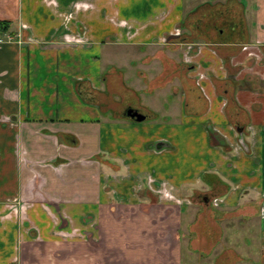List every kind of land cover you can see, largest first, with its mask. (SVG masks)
I'll return each mask as SVG.
<instances>
[{"label": "crops", "instance_id": "0c3cea01", "mask_svg": "<svg viewBox=\"0 0 264 264\" xmlns=\"http://www.w3.org/2000/svg\"><path fill=\"white\" fill-rule=\"evenodd\" d=\"M83 1L0 0V264H264V0Z\"/></svg>", "mask_w": 264, "mask_h": 264}, {"label": "rangeland", "instance_id": "374dc122", "mask_svg": "<svg viewBox=\"0 0 264 264\" xmlns=\"http://www.w3.org/2000/svg\"><path fill=\"white\" fill-rule=\"evenodd\" d=\"M90 1V2H89ZM190 1H193V0H184L183 2H184V7H183V10H184V12H185V14H187L189 11V8H188V6L190 5L189 3H190ZM85 2V3H84ZM83 3H84V8H85V11L87 12V11H89V10H92V5H91V0H84L83 1ZM103 12H105V10L103 11ZM181 29H183V27L181 28ZM181 31V34L182 33H186L185 31H183V30H180ZM2 36V35H1ZM116 48V47H115ZM115 52V53H114ZM123 52V50L121 51V53ZM113 55H111L110 56V58L109 57H107V56H105L104 54H105V52H104V54L102 53L101 54V57H100V61H101V65H102V68H103V70H102V73H101V80H102V78H103V81H102V83L104 82V80H105V78L106 77H108V75H109V73H108V66L111 64L112 66H120L121 68H123V69H129V68H127L128 66H125V68L124 67H122L121 65H131V63H130V60H129V58L128 57H124V55L122 56L121 54H120V50H118V49H114V51H113ZM107 58H109V61H110V63L109 64H106V60H107ZM138 63V62H137ZM136 62H134V64H137ZM139 64H141V63H138V65ZM133 73V72H132ZM125 75H126V73H125ZM101 82V81H100ZM101 83V84H102ZM124 84H127V85H130L131 84V81L129 80V79H124ZM104 95V100H105V102H106V104H105V107H107V108H112L113 106H112V104H111V101L112 102H114V103H121L122 101V98H124V95L123 94H120L119 93V91H117V90H114V91H112V92H109L108 90H107V92L105 93V94H103ZM125 96H127L128 98H130L131 96L129 95V94H126ZM108 98V99H107ZM141 98V97H140ZM110 99V100H109ZM126 100V99H125ZM109 106V107H108ZM109 113H111V111L109 112ZM252 223L253 222H249V225H252ZM241 232L242 231H238L237 232V234L240 236V234H241ZM214 251H216V250H214ZM189 252H191V250L189 249V248H187V246H186V248H183V252H182V264H189V261L190 260H193V263H195V264H214L213 262H214V254H216V252L215 253H211V255H209V257L208 256H206V255H203V254H200V253H198V254H194L193 256H191L190 254H189ZM204 259H206V261L204 260ZM201 260V261H200ZM201 262V263H200Z\"/></svg>", "mask_w": 264, "mask_h": 264}, {"label": "water", "instance_id": "95a60500", "mask_svg": "<svg viewBox=\"0 0 264 264\" xmlns=\"http://www.w3.org/2000/svg\"><path fill=\"white\" fill-rule=\"evenodd\" d=\"M125 115L129 119H132L136 122H142L145 119V117L143 115H141L139 112H137L136 110H133V109H128L125 112ZM157 146H161V144H158Z\"/></svg>", "mask_w": 264, "mask_h": 264}, {"label": "flooded vegetation", "instance_id": "af4514ba", "mask_svg": "<svg viewBox=\"0 0 264 264\" xmlns=\"http://www.w3.org/2000/svg\"><path fill=\"white\" fill-rule=\"evenodd\" d=\"M22 30H24V29H22ZM22 30H21V31H22ZM5 33H6V32H5ZM5 33H3V35H4ZM9 34H10V33H9ZM21 35H22V32H21L20 36H21ZM176 36H177V35H176ZM128 109H131V108H127V109L125 110V112H126ZM133 110H136V111L139 112L141 115H143L142 112H140L139 110H137V109H133ZM143 116L145 117V115H143ZM144 120H145V119H144ZM144 120H143V121H144ZM162 190H163L164 192H166V190H165L164 187H163V189H161V191H155V192L153 191V192H152V190H151V192H152L153 194H155V195L158 197V195H164V194H163L164 192L161 193ZM148 191H150V190L148 189ZM160 193H161V194H160ZM167 193H168V192H167ZM168 194L170 195V193H168ZM170 196H172V195H170ZM198 197H199V196H198ZM199 200H201V201H205V203L214 202V201H213L214 199H213V200H208L206 197H202V196L199 198ZM217 205H218V204H217ZM217 205H215V206H217Z\"/></svg>", "mask_w": 264, "mask_h": 264}, {"label": "trees", "instance_id": "16d2710c", "mask_svg": "<svg viewBox=\"0 0 264 264\" xmlns=\"http://www.w3.org/2000/svg\"><path fill=\"white\" fill-rule=\"evenodd\" d=\"M10 22L9 21H0V32L5 33L8 31Z\"/></svg>", "mask_w": 264, "mask_h": 264}, {"label": "built area", "instance_id": "2783aa9c", "mask_svg": "<svg viewBox=\"0 0 264 264\" xmlns=\"http://www.w3.org/2000/svg\"><path fill=\"white\" fill-rule=\"evenodd\" d=\"M5 41L6 42H11L14 40L13 36L10 34V35H6L5 37ZM0 42H3L1 39H0ZM22 42V39H21V36H18V43H21ZM214 204L217 205V201L215 200L214 201Z\"/></svg>", "mask_w": 264, "mask_h": 264}]
</instances>
